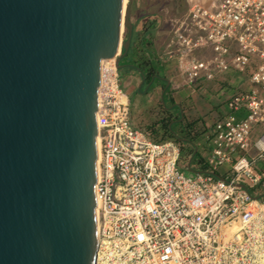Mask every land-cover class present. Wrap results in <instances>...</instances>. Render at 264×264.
<instances>
[{"label": "built area", "instance_id": "2783aa9c", "mask_svg": "<svg viewBox=\"0 0 264 264\" xmlns=\"http://www.w3.org/2000/svg\"><path fill=\"white\" fill-rule=\"evenodd\" d=\"M190 2L162 59L175 62L183 87L214 83L231 111L206 130V168L193 170L176 140H155L135 126L116 60H105L98 221L104 232L131 236L151 264H177L167 253L200 249L209 264L230 235L234 252H219L214 264H264L256 252L264 250V0ZM99 248L100 241L98 256ZM243 249L253 258L243 259Z\"/></svg>", "mask_w": 264, "mask_h": 264}, {"label": "water", "instance_id": "95a60500", "mask_svg": "<svg viewBox=\"0 0 264 264\" xmlns=\"http://www.w3.org/2000/svg\"><path fill=\"white\" fill-rule=\"evenodd\" d=\"M132 6L0 0V264H96L99 89Z\"/></svg>", "mask_w": 264, "mask_h": 264}, {"label": "rangeland", "instance_id": "374dc122", "mask_svg": "<svg viewBox=\"0 0 264 264\" xmlns=\"http://www.w3.org/2000/svg\"><path fill=\"white\" fill-rule=\"evenodd\" d=\"M196 1L205 4L206 6H211L214 0H196ZM190 7H191L190 0H133L131 19L133 22L137 21L136 24L137 26L135 27L133 34L135 41L133 45L137 47L136 50H140V48H142L141 43L145 37L147 39L150 38L149 47L151 45H154L156 50L160 52V55L163 58L166 48L174 39V35H175L174 26L176 25V20L187 16ZM149 14H153V16H149ZM128 36H129V28L126 26L125 40L128 38ZM151 39H153V41ZM140 55L143 56L141 53ZM140 55L138 53V55H136V58L139 57ZM126 56L127 54L122 58L121 61L127 59ZM148 59L150 58L148 57ZM121 81L122 84H125L122 77H121ZM162 91H163V86L160 87V89H155L154 92L155 94L154 99L156 100V102L153 104L152 107L153 108H155V106L159 107V110H156L155 112L156 115H158V117L165 116L162 114V111L165 110L160 105L161 104L160 95ZM221 98L223 99L222 96ZM133 99L132 97L130 98L132 113L133 111L134 112L137 111L136 108L139 107L137 106L139 105L137 104V100L134 99L133 101ZM189 109H190L189 112H192L190 115L191 119L187 118L189 121L201 120L204 118L203 116H206V113L202 111L203 109H200L197 106L191 107ZM176 110L177 109L173 111L175 112ZM139 115L133 116L135 120L134 122H136L135 125L136 126L139 125L143 127L146 126L147 128H149V126L152 124L149 116L143 115L140 116L139 118ZM211 118L213 119V117ZM172 123H173L172 125L173 131L176 134H178L179 137H187L188 133L186 131L183 132V130L180 128L181 126L180 120H177ZM208 123H210V119L208 120ZM202 128H204V126L202 127L197 126L198 129L197 131L199 132L200 130L202 131ZM151 134H153V138H155L154 133L152 132ZM184 155L185 153L183 152L182 156ZM103 228H104V224L101 223L98 264H151L150 262H148L147 259H145V254L146 253L149 254V252H146L144 249H139V246L135 244H131L133 242L131 236L122 235L117 230H114L113 232H104ZM215 230H218L220 232L219 229L215 228ZM233 239H234L233 236L230 235L228 237V243L233 242ZM228 243L226 244L225 249L222 245L221 249L219 248L217 250L216 257H213L214 252H212V257L209 259V264H214L213 262L218 260L219 252L221 251L222 254L224 253L232 254L234 252L235 246L233 245V247H230ZM212 244L213 242H211V245ZM217 246L218 244H215L216 248ZM250 248L253 247H251L250 242H248V246L246 247V249H250ZM246 249L242 250V253L244 255L243 259L246 260L252 259L253 257L249 254V252L246 251ZM256 252L261 255L260 257H264V250H258ZM167 254H169L170 260L173 259V261L176 262L177 264H207L202 262V260L205 258V251L202 249L176 250V252L173 251Z\"/></svg>", "mask_w": 264, "mask_h": 264}, {"label": "crops", "instance_id": "0c3cea01", "mask_svg": "<svg viewBox=\"0 0 264 264\" xmlns=\"http://www.w3.org/2000/svg\"><path fill=\"white\" fill-rule=\"evenodd\" d=\"M153 41V39H151ZM155 41V40H154ZM144 45V50L141 49L140 53L143 56H147L149 58L153 59V62H155V74L154 77H152V80H148L147 74L148 70L145 68L142 72L140 71L141 68H129L126 74H122L121 77L124 81V86H126L129 98L132 97L135 100H137V106H139L137 111H133L132 117L134 115H148L151 122L154 121L155 118H158L159 120L163 117H158L156 115V110H159V107L155 106L153 108V104L156 102L155 98V89H160V87L163 86V91L160 95V101L161 106L165 111H162V114L165 115V117H168L169 115H172L174 117V120H180L183 121L186 118L191 119L190 115L192 112H189V108L197 106L200 109H203L202 111L206 113V116H203L204 118L199 120L200 125L207 127H210L224 114L227 112H230L229 106L224 103V99L221 98L220 92L215 90V84L212 82H208L205 84L206 87H203L198 90H192L187 87H183L181 84L182 78L177 70H175V62H170L169 60H163L162 56L160 55V52L156 50L154 45H151L149 47L150 38H146L142 41ZM153 43V42H152ZM151 48V49H150ZM151 54V55H150ZM174 65H173V64ZM145 73V74H144ZM138 79V80H137ZM133 99V101H134ZM177 109L175 112L173 110ZM132 110V109H131ZM159 113V111H158ZM157 113V114H158ZM204 114V113H203ZM237 115H245V111H238L236 112ZM195 117V116H192ZM213 117V119L211 118ZM210 119V123H208V120ZM212 119V120H211ZM133 123L134 117L132 118ZM189 121V120H188ZM192 121V120H190ZM136 126V125H135ZM211 126V127H212ZM136 127L149 131L152 133V131L147 128L146 126H139ZM205 127V126H204ZM210 127V128H211ZM206 132V131H205ZM204 132V134H205ZM204 134L197 138L196 140L190 139L186 142L185 146L187 147L186 153H187V161L188 165L193 168V170H202L206 168V161L205 163H201L200 161L194 160V157L201 156L202 159H205L206 154V141L204 139ZM155 138L161 139L163 136H156L154 134ZM153 137V134H152ZM190 137H180V139H185ZM206 149V150H205Z\"/></svg>", "mask_w": 264, "mask_h": 264}, {"label": "trees", "instance_id": "16d2710c", "mask_svg": "<svg viewBox=\"0 0 264 264\" xmlns=\"http://www.w3.org/2000/svg\"><path fill=\"white\" fill-rule=\"evenodd\" d=\"M149 16H153V14H149ZM133 24H134V30H135V27L137 26L136 25L137 21H134ZM134 42L135 41H134V36H133L130 49L127 52V56H126L127 59H125L124 61H121L122 66L119 68L120 73H121V75L126 74L129 68L130 69L131 68H135V69L141 68L140 69L141 72L145 68H147L149 70H148V74L146 76H147L148 80H152V77H154V74L156 72L155 62H153L152 58L148 59L147 56H146L147 57L146 58L145 56L140 55L139 51L141 49L144 50V46H145V44L142 45L143 42L141 43L142 48H140V50H136L137 47L133 45ZM149 44H150V42H149ZM138 53L140 56L136 58V55H138ZM172 122H175L174 117L172 115H169L168 117L164 116L160 120L158 118H155L154 121H152V124L149 126V129L152 130V132L157 137L160 135L163 136L161 139L155 138V140H161L162 141V140L174 139L183 147L184 151L187 150V147L185 146L187 141H189L190 139L196 140L197 138L201 137L204 134V132L211 127V126L207 127L206 125H204L205 127L202 128V131L200 130V132H199V131H197L198 130L197 126L200 125L199 120L188 121V119L185 117V119L183 121H181L180 128L183 130V132L186 131L188 133L187 137H190V138L180 139L178 134H176L173 131V126H172L173 123ZM194 160L200 161L201 163H205L204 159H202L201 156L194 157Z\"/></svg>", "mask_w": 264, "mask_h": 264}, {"label": "bare ground", "instance_id": "6f19581e", "mask_svg": "<svg viewBox=\"0 0 264 264\" xmlns=\"http://www.w3.org/2000/svg\"><path fill=\"white\" fill-rule=\"evenodd\" d=\"M128 3H129V0H125V8L127 7ZM98 98H99V97H98ZM97 148H98V149L100 148L99 138H98ZM97 204H100V203L98 202V200H97ZM98 207H99V205L97 206V214H98ZM99 225H100V223H99V221H98V217H97V232H98V230H99ZM98 234H99V233H98ZM99 241H100V240H99Z\"/></svg>", "mask_w": 264, "mask_h": 264}]
</instances>
